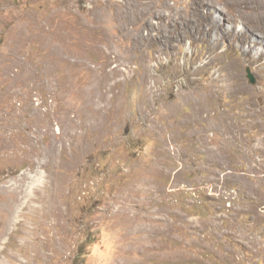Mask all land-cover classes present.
I'll return each mask as SVG.
<instances>
[{"label": "rangeland", "instance_id": "374dc122", "mask_svg": "<svg viewBox=\"0 0 264 264\" xmlns=\"http://www.w3.org/2000/svg\"><path fill=\"white\" fill-rule=\"evenodd\" d=\"M263 65L264 0H0V264H264Z\"/></svg>", "mask_w": 264, "mask_h": 264}, {"label": "bare ground", "instance_id": "6f19581e", "mask_svg": "<svg viewBox=\"0 0 264 264\" xmlns=\"http://www.w3.org/2000/svg\"><path fill=\"white\" fill-rule=\"evenodd\" d=\"M231 2V1H230ZM234 3V2H233ZM231 5V4H230ZM246 6V5H245ZM215 24H219L218 20H214ZM145 28V27H144ZM139 35V34H137ZM137 38V37H136ZM136 42V40H134ZM141 41V40H140ZM136 44V43H135ZM169 45V44H168ZM132 49V48H131ZM233 65L229 66V69H233L232 67ZM261 69H264V65L261 67ZM229 81L228 83L224 84V87L227 88L232 94H237L243 91V85L242 83L236 78V76L234 74H230V76H228ZM225 79V78H224ZM222 80V79H221ZM220 82V81H219ZM155 85V84H154ZM154 90V89H153ZM204 93L203 95H201L200 98H196L195 100V112L196 115L199 116L201 115L204 111L207 110V104L210 100L213 99L214 94L212 91V88L210 86H206L204 88ZM193 93V92H192ZM194 95V94H193ZM193 95L190 92H185V95L182 96L184 99H187L189 101L193 102ZM249 103V102H248ZM253 104L250 103L249 107L247 108V110H254V107L252 106ZM202 116V115H201ZM191 117H196L193 114V109L191 111L190 117L188 116V118L190 119ZM193 120V119H192Z\"/></svg>", "mask_w": 264, "mask_h": 264}, {"label": "water", "instance_id": "95a60500", "mask_svg": "<svg viewBox=\"0 0 264 264\" xmlns=\"http://www.w3.org/2000/svg\"><path fill=\"white\" fill-rule=\"evenodd\" d=\"M247 78L251 81V83H255L256 79L255 76L252 74L250 69H247Z\"/></svg>", "mask_w": 264, "mask_h": 264}]
</instances>
